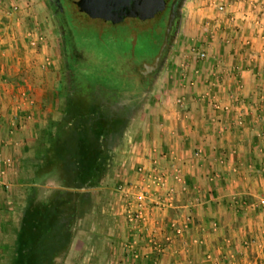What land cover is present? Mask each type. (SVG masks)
<instances>
[{
	"label": "crops",
	"instance_id": "1",
	"mask_svg": "<svg viewBox=\"0 0 264 264\" xmlns=\"http://www.w3.org/2000/svg\"><path fill=\"white\" fill-rule=\"evenodd\" d=\"M38 3L0 0V243L24 207L11 190L31 183L60 116L43 46L21 30ZM179 12L163 94L116 178L131 193L116 190L108 211L109 264H264V0H184Z\"/></svg>",
	"mask_w": 264,
	"mask_h": 264
},
{
	"label": "rangeland",
	"instance_id": "2",
	"mask_svg": "<svg viewBox=\"0 0 264 264\" xmlns=\"http://www.w3.org/2000/svg\"><path fill=\"white\" fill-rule=\"evenodd\" d=\"M38 1L41 3L40 5L38 3L39 7H34V10L24 9L25 12L22 15H24L25 21L24 27L21 30H23L24 34L27 32L31 33L27 36L31 39L34 35L36 36L35 39L29 41L35 44L36 49H41L43 46L42 51L45 52L42 55L44 68L41 69V75L45 80L47 92L49 85L50 90L51 86L56 85L58 88L57 93H59L65 88L64 71L66 70L63 63L64 49L60 42L61 31L58 29L53 18V9L50 6L49 0ZM64 14L65 22L71 31L70 37L75 49L87 55H93L96 58L95 61L100 62L97 63L98 68L105 70V67L116 63L120 68H122L121 65L127 63L128 65L139 64L144 68L149 67L156 57L154 56L152 59L153 55H157L159 51L157 50L155 41L160 40L157 30L160 22L162 23V19L166 15L168 17L169 12L163 13L160 18L155 17L146 21H141L137 18H125L122 21L112 23L98 18H90L86 14L77 11L76 7H73L72 4L66 1ZM181 17L182 14L179 12L175 24V33L165 60L158 69L156 75L158 81L153 92L148 95L144 101V105L136 110L123 133L118 137L117 145L110 150L109 170L111 173L105 178L101 187L87 189L89 191H96L98 195L91 201L83 217L78 219L74 224L71 244L66 255L60 259V264H109L112 243H109L110 238L108 235L111 220L107 217L108 211L118 199L116 191L118 180L116 178L123 171L122 169H125L127 160L131 157L130 150L132 151L131 147L134 140L146 128L150 113L155 110L156 102H158L159 97L163 94L161 87L164 86L167 75L165 68L169 62L171 51L177 44L175 41L178 39V32L182 21ZM185 53L187 54V52ZM46 58L50 60L49 65H45ZM195 60L193 59V61ZM192 64L194 63L192 62ZM48 74H51V76L48 77ZM50 94H52V90ZM59 102L60 100L58 99V106ZM55 111L56 113L59 112L58 108ZM57 116H59L58 113ZM27 187L28 185L24 183L22 187H17L16 185L11 190L12 194H14L11 200L14 202V205L16 202L19 203L18 207L25 204L21 202L25 198L21 195H24ZM58 188L59 183L57 178L51 175L43 185L39 186V200L45 201L49 199L52 196V192ZM18 189L20 192H18ZM84 190L83 188L81 191ZM20 210L21 208L17 211ZM14 217L15 220H18L19 215L16 213ZM14 222L16 224L17 221Z\"/></svg>",
	"mask_w": 264,
	"mask_h": 264
},
{
	"label": "trees",
	"instance_id": "3",
	"mask_svg": "<svg viewBox=\"0 0 264 264\" xmlns=\"http://www.w3.org/2000/svg\"><path fill=\"white\" fill-rule=\"evenodd\" d=\"M162 23L157 30L160 40H155L157 50L164 39L167 15ZM66 29L71 34L68 26ZM55 98L60 100V116L44 130L45 147L33 167L24 207L17 212L11 239L0 243V264H60L71 244L74 224L98 195L87 189L101 187L111 173L110 150L118 140V136H109L111 117L94 110L87 94L71 95L63 88ZM49 175L57 178L59 188L42 201L39 187L33 184H43Z\"/></svg>",
	"mask_w": 264,
	"mask_h": 264
},
{
	"label": "flooded vegetation",
	"instance_id": "4",
	"mask_svg": "<svg viewBox=\"0 0 264 264\" xmlns=\"http://www.w3.org/2000/svg\"><path fill=\"white\" fill-rule=\"evenodd\" d=\"M66 1L76 7L69 0H49L53 9V18L61 31L60 42L64 49L63 63L66 69L64 71L65 88L71 95L85 94V97L86 94L89 95L92 108L94 110L98 108L105 114V117H111L109 136L119 137L136 110L144 105V101L152 93L159 68L156 71L151 67L147 69L139 64L128 65V63L121 65L122 68H120L116 63L105 67V70L99 69L97 63L100 62L95 61L96 58L93 55H87L73 46L70 34L66 29L64 14ZM172 2L173 0H165L163 8L149 19L160 18L165 12L170 13ZM168 19L169 15L166 26ZM177 19L178 15L174 18L175 24ZM173 27L175 28V25ZM91 86L93 89L90 91Z\"/></svg>",
	"mask_w": 264,
	"mask_h": 264
},
{
	"label": "water",
	"instance_id": "5",
	"mask_svg": "<svg viewBox=\"0 0 264 264\" xmlns=\"http://www.w3.org/2000/svg\"><path fill=\"white\" fill-rule=\"evenodd\" d=\"M77 11L86 14L90 18H98L104 21L116 23L125 18H137L145 20L151 18L158 10L162 9L165 0H69ZM184 0H173L164 39L160 45L158 54L153 59L149 69L157 70L165 60L175 33L174 18L178 15ZM150 69V70H151Z\"/></svg>",
	"mask_w": 264,
	"mask_h": 264
},
{
	"label": "built area",
	"instance_id": "6",
	"mask_svg": "<svg viewBox=\"0 0 264 264\" xmlns=\"http://www.w3.org/2000/svg\"><path fill=\"white\" fill-rule=\"evenodd\" d=\"M218 10H219V11L223 10V5H219V6H218ZM197 56H198V59L203 60V59H205V57H206V53H205L204 51H201V52L197 53ZM49 64H50V60H49L48 58H46V59H45V65H49ZM177 103L181 104V100L178 99ZM136 172L139 173V174L141 175L142 172H143V168L138 167V168L136 169ZM161 178H162V177H160V174H153V178H152V179L154 180V182H159V181H161ZM127 187H128V186H125V185H121V184H120V185L117 187L116 190L122 195V197L127 198V195H128V194L130 195V193H131L130 190H129V191L127 190ZM141 194L144 196V191L141 192ZM261 202L264 204V196L262 197ZM125 211H126V213H127V218H128V220L131 221L132 224L134 223V226H136V225H135V221H136V219H137V215L135 214V212L131 211V208H130V205H129V204L126 206V210H125ZM134 256H136V254H135Z\"/></svg>",
	"mask_w": 264,
	"mask_h": 264
}]
</instances>
